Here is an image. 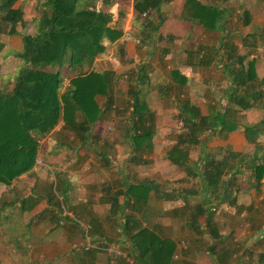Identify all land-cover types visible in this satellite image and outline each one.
<instances>
[{"label": "trees", "instance_id": "16d2710c", "mask_svg": "<svg viewBox=\"0 0 264 264\" xmlns=\"http://www.w3.org/2000/svg\"><path fill=\"white\" fill-rule=\"evenodd\" d=\"M17 1L0 0V64L4 57L11 54L21 61L12 88L7 90L0 84V184L4 185H10L25 173L36 175L33 168L37 165L36 157L42 150L39 141L49 135L60 121L63 122L60 128L62 132L69 131L78 144H88L89 136H94L92 128L95 123L110 117L114 105L113 93L121 80L111 68L94 67L96 58L103 55L106 47L122 34L119 28L111 25L114 13L103 8L112 0H36L35 12L31 17L35 26L33 32L26 33L21 32V29L28 24L24 16V3L27 0H19L20 4L16 6ZM165 1L140 0L137 3L146 11L150 22L154 15L161 22L160 7ZM221 15L217 5L204 4L200 0H185L182 10L183 18L197 22L211 31L221 27ZM157 26L158 24L151 25L153 30ZM2 34L18 41L4 54L1 53ZM224 68L232 78L225 93L226 104L210 106L208 112L203 113L190 99L179 98L175 116L179 120L181 131L166 151V158L171 163L182 168L190 178L200 181L198 189L190 188V193L198 201L190 206L189 223L197 233V241L200 240L198 234H202L203 241L208 242L205 252L217 264L233 263L232 258L237 252L223 242L234 231L230 229L227 235L220 233L214 218L217 207L227 205L228 208H235L236 193L240 189L236 187V182H239L240 175L248 186L258 183L264 175V154L261 153L264 152V118L255 124L243 126L246 140L254 144L252 154L243 155L228 150L223 157L217 159L212 155L208 156L209 153L205 150L207 146L201 141V135L207 130L221 138L236 129L238 123L232 119L235 113L241 114L251 107L264 108V75L256 77L254 63L248 62L244 66L243 56H239L234 61L228 60ZM171 74L182 83L186 80L185 76H176V70H172ZM133 75L137 85L129 87L126 99L129 103L127 118L131 130L128 143L132 152L149 151L153 147L154 130L151 114L147 115L151 111L145 94L152 88L151 85H146L149 79L147 65L138 64ZM65 76L68 83L64 85ZM101 97L104 98L102 102ZM56 142L58 149L69 148L63 140L58 139ZM196 146L200 148L202 155L196 161H190L189 151ZM224 174L228 177L222 179ZM135 186L137 185L132 184L130 195L125 193V196L144 202L146 198L139 194L142 187L137 191ZM220 188L223 191L219 197ZM211 195H215L217 199V207L213 209L207 206L211 202ZM53 196L54 194L50 199ZM31 199L33 195L29 199L25 198L22 204L25 205ZM116 199L117 196H112V206L120 210V206L124 204L119 205ZM200 217H204L205 224V228L201 230L197 223ZM123 228L125 232L137 229L126 224V221ZM146 230L148 229H141L131 239L135 240ZM261 230L263 233L258 241H264V228ZM151 234L150 230L144 233L147 244L142 249L138 248L137 241L132 242L130 254H137L142 260L140 264H175L172 255L177 247L167 238L156 241L159 256L151 257L152 252L149 254V261L143 259L153 251L155 245H151ZM99 250L94 249L96 252ZM94 251L91 250L86 255L91 257L90 253ZM164 251L166 255L161 256ZM238 260L236 258L233 264Z\"/></svg>", "mask_w": 264, "mask_h": 264}, {"label": "crops", "instance_id": "0c3cea01", "mask_svg": "<svg viewBox=\"0 0 264 264\" xmlns=\"http://www.w3.org/2000/svg\"><path fill=\"white\" fill-rule=\"evenodd\" d=\"M138 1L140 0H112L110 4L103 6L105 10H109L110 12L114 13V18L111 25L113 27L119 28L122 31V34L117 40H115L113 43H110L106 47L107 50L103 55L96 58L94 67H99L101 69H113L116 74L121 77L117 88H120L123 83H125L124 85L128 91L130 86L137 85L135 75L133 74L136 71V67L138 66V64L147 65L149 79L146 85L148 84V86L151 85L152 87L151 83L153 80L150 77L151 73L149 68L155 67L159 70L160 63L163 64L162 67H164L165 65L169 69L170 77L164 78L165 82H169V80H171L173 83H177L178 85L187 84V86L190 88V70H193L194 67L190 66V45L194 43L198 46L200 42L210 46L211 49L216 48L214 44L219 45L218 47L220 48L222 56L221 63L223 62L222 66L220 65V73H222L226 82L225 87L222 89L221 97V102L224 105L227 102L225 93L232 79L227 74V71L224 68L228 60L234 61L235 59H237V57L243 56L244 66L248 62L254 63V69L257 78H261L264 75V0H218L217 6L222 13L220 19L221 28L223 30L222 32H218L215 30H206L197 22H192L183 18L182 10L185 0H166L165 2H163L160 7V12L162 15L161 22L160 18L157 15H154V17L152 18V22H150V20H148V14L145 10L142 9V7H139V3H137ZM204 4L216 5L212 2V0H208ZM222 9H224V11ZM240 12L243 13V18L241 20H238L235 15L236 13ZM143 16H147L146 19ZM240 21L241 23L239 24ZM155 24H158V26L156 30H153L151 25L153 26ZM146 25L148 27H146ZM202 29L212 34L214 32H218V36H215V39H209L206 33H202ZM197 33L202 34V36L200 37L202 41L199 40L200 42L197 41ZM148 39H150L151 44V50H149V52ZM160 39L164 42H167V44L160 49L158 56L151 57V54H154V50H152V47L157 45L156 43ZM17 42L18 41L15 38H12V47H14V44ZM12 47H10V45H7L8 50H10ZM1 53L4 54L6 52L4 50ZM199 57L204 56L199 55ZM214 57L215 55L212 54L209 57L207 56L204 59L200 60L198 63L200 65H204L205 67L215 68L216 65L213 64ZM10 58H14V55H9L6 60ZM154 58H156L155 63ZM236 67H238V64H236ZM172 70L178 71V75L176 76H185V82L182 83L180 80H175L171 74ZM163 77H165V75H163ZM65 78L68 79L67 76H65L64 79ZM158 78H160V76ZM157 83L159 82L157 81ZM241 115V120H236L238 123L236 129L232 130L226 136L221 138L215 137L213 135L211 137L213 139L210 141V145H223V147L228 146L231 148L230 150L241 153L243 155L252 154L253 152H243L244 150H246V148L248 149V147L246 146H249L251 148L250 145H254L246 140L243 126L246 124H255L262 118H264V108H247L246 110H243L241 112ZM108 120L109 119L98 120L95 123L92 128V134H94V137H98L103 131L107 130L106 128H108V123H110ZM62 124L63 122L60 121L59 124L50 132V134L53 131H60ZM103 126H105V128ZM109 127H112V125H110ZM127 128L130 130L128 121ZM128 137L130 138L129 135ZM215 139L220 140V142H216ZM68 153L69 152H52L51 155H48V157H51L52 159H48L47 161L44 160V162L41 163L40 166H42L43 168L38 169L37 166L33 168V171L38 174H40L43 169L40 176L37 177V180L33 181V183H37V187H33L36 192H32V190H30L31 183H26L25 181V178H27L31 174L25 173L22 174L18 179L13 180V182L10 184L11 187L9 191L12 196L8 198H0V205L2 207L0 209L1 213H4V208L7 207L6 205L8 204V202H6V199L12 206H14V208L16 209L15 212H17L18 207L16 208L14 203L19 202V206L24 212V215H26L25 213L29 214L26 215L27 218L29 219V217H31L33 218V221L36 222L35 227L39 226V222L43 221L41 223V226L43 225V228H45L48 233L50 229L54 228V226L48 224L50 223V221L45 217V213L47 212L49 215H53L51 219L53 218L55 220V214L60 209L58 207L57 200H49L50 196L54 193L52 191V186L50 187L51 181L48 180V171H46L44 167L56 170L59 175L66 174L68 175V177L77 176L79 178V181L85 180L83 181V184L80 185L82 187L81 190L77 189L78 186H76V184L74 185V191L78 194L77 201L79 202H77V204L80 205L78 208H75V211L76 209L80 208V212L88 214V219H83L84 216H81L79 215V213L74 212V208L67 209L65 206H63L61 211H59L62 212L65 217L69 216L72 220L74 219L78 222L83 221L81 225L85 227L84 230L78 228L77 224L76 227L73 228L76 230H72L69 226L68 219H66L68 221L60 219V222L65 225L64 227L70 230V233L65 232L68 236L65 241L72 242V247L69 250L63 249V247L61 249L57 246L56 248H53L55 252L50 249V251L47 253L46 251L43 252L40 250V256L42 257V259L45 257L48 258L49 263L56 260V257L63 256L65 259V256L62 253L65 250L67 252L75 253L78 255L72 264H92V261L94 264H112V262L110 263L103 258L98 259V257H92V260L86 255V253H89L91 250L94 251V249H100L98 252L101 254L104 248L106 249V247L102 246V243L104 244L105 236L106 238H109L111 243V245L108 247V250L114 248L117 255L119 254L122 257L125 256L129 258L131 247L130 249L128 247L130 246L132 235L144 228L148 229V231H152L151 239L155 242L161 239L163 240V238H167L171 241V243L176 244V240L173 239V236L175 235H172L171 233H165L164 226L160 230H156V225L154 223L153 225L149 224L148 226L147 213H145V209H142L140 214H138V216L141 217V221L143 222L139 229H136L132 232L126 231L125 233L127 236L121 238V240H119L120 238L116 236L113 238L110 236V231H112L113 235H115L114 227H116L114 214L115 212L112 206V196L114 198L116 196L114 194H111L113 193V191H117L116 193L119 194L126 193L127 195H130L129 190L132 184L137 185L135 186V190L138 191L139 187H142V192H140L139 194H143V198H146L145 201L142 199L144 202L141 205L146 204V206L151 205L155 207L157 209L155 215L158 216L159 219H161L163 214H166V212L168 211L167 206L164 203V198L166 197H164L158 191L161 187L160 182H158L157 180L153 181L152 179L148 178H144L139 182H132L131 179H125L129 177L130 173V170L125 167L127 164L131 163L130 152H127V156L125 159L119 158L118 160H115L114 158L117 156L120 157L122 154H124V152H99L100 156H102L103 158L104 156H109L110 158H112L113 164L109 163L110 165L107 166V168L104 167L105 163H107L105 161V158L101 160L96 159L93 161L92 158H89L87 161L81 162V159L84 160L85 152H75L74 155L77 156L76 159L74 155H69ZM261 153L264 154V152ZM142 157L145 158V155H142ZM149 157L151 158L152 156ZM134 160L136 159L134 158ZM115 162H119V164H117L118 168H123V176L121 177L122 180L118 185H115L113 182L108 181L110 180V173H113V170H115ZM93 164H95L96 166H93ZM100 172L102 175L98 176ZM240 177L243 178L242 175H240L239 182H236V187H239L240 189L239 192L236 193L235 208L231 209L228 208L227 205H225V207L219 205V207H221L219 213H221L220 215L222 218L230 217L236 223L245 222V225L249 226L247 233H243L240 235V242H238L237 245L238 254H236V257L239 260L235 264H264V241H258L259 237L262 236L261 233H263V230H261V228H264V175L260 177L258 183L249 186L246 184L245 180L241 179ZM63 180L64 176H62V185L64 184ZM0 185L5 186L4 184ZM44 185L46 187H44ZM102 185H105L107 187H104ZM145 188L146 191L144 190ZM22 189H25L24 194L20 193ZM222 191V188H220L218 194L219 197L220 194H222ZM1 195L2 194L0 193V197ZM30 195H33V199L28 200L25 205H23L22 203L24 199L28 196L30 197ZM130 199V203L132 204V202L136 198ZM125 200V195L119 196L116 199L119 205L127 203L124 202ZM210 200V204L217 205L216 198ZM196 201L198 200H196V197H193L191 193L190 201L189 197L186 196L183 200L184 206L180 207V209L177 211L173 210L175 211V214L173 215L176 217L175 220H177L178 218L182 220L189 219L188 215L190 213V206H192ZM81 206H84L85 210ZM55 209H57L56 212L54 211ZM181 209L183 211L185 210V212H182ZM11 210L7 208V214L8 212H11ZM117 211L119 212V209ZM127 213H130L129 208L127 209ZM167 213L171 215V210H169ZM184 213H186L188 218L186 216H182V214ZM65 217L63 218L65 219ZM104 221H106V223L108 224L105 225ZM125 221V218L121 219L122 224ZM84 222L87 224L86 226ZM99 222L102 223L101 227L98 224ZM168 222L169 225H171L175 221H170L169 219ZM161 230L163 231V233L160 232ZM90 231H92V233H90ZM119 237L121 236L119 235ZM114 238L117 239V242L112 245ZM117 248H123L124 251ZM125 249H128L129 252L126 253ZM209 257L211 256L209 255ZM25 258L26 257L24 256L22 259L25 260ZM210 260L212 264H217L216 260L213 257H211ZM60 264H63V262H60ZM113 264L117 263L113 262ZM129 264L140 263H138L137 261L134 262L133 259H131L129 260ZM176 264L191 263L183 259ZM192 264L198 263L194 262Z\"/></svg>", "mask_w": 264, "mask_h": 264}, {"label": "rangeland", "instance_id": "374dc122", "mask_svg": "<svg viewBox=\"0 0 264 264\" xmlns=\"http://www.w3.org/2000/svg\"><path fill=\"white\" fill-rule=\"evenodd\" d=\"M202 3H206L208 0H200ZM232 1V0H231ZM36 0H27L24 3V9H25V18L27 20L26 26L21 29V32H33V27L35 26L34 22H32L31 17L32 13L35 12L34 4ZM38 2V0H37ZM213 3L216 5L218 4V0H212ZM20 4V1L18 0L16 2V6ZM233 4V3H232ZM211 5V4H209ZM236 5V4H234ZM224 11V9H222ZM238 20H241L243 18V13H236L235 15ZM145 19L147 16H143ZM234 17V16H233ZM233 20V19H232ZM241 21L239 22V24ZM215 31L222 32V28H218ZM218 32L209 33L206 32L204 29H202V33H206L207 36L210 38H214L215 36H218ZM202 36L201 33H197V41ZM1 41H2V49L1 52L5 50L7 52L8 48L7 45H10L12 47V36H9L7 34L1 35ZM202 41V40H201ZM157 45L152 47V50H154V54H151V57L158 56L160 49L164 47V45L167 44V42H164L163 40H158L156 43ZM150 39H148V52L151 50L150 47ZM216 48L211 49L210 46L203 44L200 42V44L197 46L196 44L192 43L190 45V66H194L193 70H190V88L187 86V84L184 85H178L177 83H173L171 80L169 82H165L164 78H169V69L162 63H160L159 70L158 68L152 67L149 68L150 70V77L152 78V88L148 91L146 96V100L148 103V106L150 108L151 113V121L153 123V147L149 151H141V152H132L131 147L128 143V135L130 136V130L127 128V116L129 115L128 107L129 103L126 101L128 99V91L125 87V83L120 88H117L114 90V105L110 111V117L108 118V128H106V131H103L101 135L98 137H94L92 135L89 136V143L88 144H78L72 134L69 131L62 132L61 130L58 132L53 131L51 134L45 136L41 140V152L38 154V158L40 160V164L38 163L36 166L38 169L43 168L41 165L42 162L47 161L48 159L51 160L52 158L48 157V155H51L52 152H69V155H74L75 152H85V157L83 161H87L89 158H92L93 160L96 159H104L107 163H105L104 167L107 168L109 166V163H112V158L109 156H100L99 152H124L120 157H115L114 159L118 160L119 158L125 159L127 156V152H130L131 157V163L127 164L125 167L130 170L129 177L125 179H131L132 182H139L143 180L144 178L157 180L161 183V187L159 188V192L166 198H164V203L167 206V210H171V215H169L167 212L166 214H163L162 218L159 219L158 216L155 215L156 208L153 206H146V204L141 205L143 202L139 201L138 199H135L132 204L131 199L126 197L125 203L123 206H120L121 209L117 213V209L114 208L115 211V235H113V232L110 231V236L121 238L126 237L125 228H123V224L121 223V219H126V224L130 225L131 227H137L139 229L140 225L143 224L141 221V217L138 216L140 214L142 209H145V213H147V223L149 224L153 223L156 225V230H160L164 226L165 233L168 234H174L173 239L176 240V247L177 249L173 252V259L175 264L179 261H182L183 259L185 261L190 262L191 264L196 262L198 264H212L209 254L205 252L206 245L208 242L203 241L202 234H198L200 237V240L197 241V233L193 229H191L189 219L182 220L178 219L175 220V211L173 210H179L180 207L184 206L183 200L186 196H188V193H190V188L195 187V189L199 188L200 181L197 178H190L187 176L182 168H180L177 165H174L169 162V160L165 157L167 149L174 143V139L176 135L181 131V128L179 126V120L176 118L175 114L177 111V101L179 98H188L191 101H193L195 104H197L201 111L203 113H207L210 106H218L219 104H223L221 102L222 97V89L225 87L226 82L225 78L220 73L221 66L223 64L222 56L220 52L219 45L214 44ZM159 48V50H158ZM107 50V49H106ZM105 50V52H106ZM109 50V49H108ZM123 51V49H122ZM212 51V52H211ZM216 51V52H214ZM104 52V53H105ZM110 54V53H109ZM150 54V53H148ZM215 55L213 64L216 65L215 68L205 67L204 65H200L198 62L205 57H209L210 55ZM199 55H202L204 57H199ZM9 56V55H8ZM3 58V61L0 64V84L3 85V87L7 90L11 89L14 83V79L19 71V68L21 66V61L19 58H10L8 60L7 57ZM12 60V62H11ZM156 62V58H154V63ZM154 65V64H153ZM152 65V66H153ZM221 65V66H220ZM220 66V67H219ZM209 68V69H208ZM168 69V70H167ZM165 75V77H163ZM160 76V78H158ZM157 81L159 83H157ZM63 82L68 83V79H63ZM224 95V94H223ZM130 97V96H129ZM104 100L103 97L100 98V101L102 102ZM224 105V104H223ZM233 107V106H232ZM234 120L240 121L241 120V114L235 113ZM112 125V127H109ZM105 128V126H103ZM89 135V133H88ZM213 135L208 130L201 135V141L204 142L207 146L205 150H207L209 153L208 156L212 157L214 156L217 159H220L223 157L231 148L226 146L223 147V145H210V141L213 139L211 138ZM60 139L63 140L65 143H67L69 148H62L58 149L56 140ZM216 142H220V140L215 139ZM221 146V147H218ZM248 149L244 150L243 152H251L253 150V146L250 145ZM74 152V153H73ZM204 154V152H203ZM142 155H145V158L142 157ZM202 155V152L200 151V148L198 146L192 147L189 151V160L190 161H196L199 156ZM124 156V157H123ZM149 156H152L151 158ZM76 159V155H74ZM134 158L136 160H134ZM145 159V161H144ZM80 162V161H79ZM80 162V163H81ZM113 164V163H112ZM119 162H115V170L114 172L110 173V180L109 182H113L115 185L120 184V181L122 180L121 177L123 176L122 170L123 168H118ZM121 164V163H120ZM93 166H96L93 164ZM46 171H48L50 187L52 186V191L55 194L53 198L49 199L51 201L57 200L58 201V207L59 211L65 206L67 209L74 208V212L79 213V215L84 216L83 219H88V214L84 212H80V208H78L80 205L77 204V192L74 191V185L78 186L77 189L81 190L82 187L80 186L83 184V181L80 180L76 176L72 177L61 174L64 176L63 185H62V176L59 175L56 170L44 167ZM126 170V169H125ZM43 171V169H42ZM41 171V173H42ZM40 173V171H39ZM40 173V174H41ZM37 175L34 176L30 175L27 178H25L26 183H31V189L32 192H36V190L33 189V187H37V183H33V181L37 180V177L40 176V174L35 173ZM77 175V174H76ZM101 172L98 176H101ZM227 175H223L222 179H225ZM68 177V179H67ZM59 181V182H58ZM76 183H75V182ZM58 184V185H57ZM101 185V184H99ZM104 187H107L105 185H102ZM10 185H0V193L2 194L0 198H8L11 197L10 193ZM44 187H46L44 185ZM107 190V189H106ZM122 191V190H121ZM157 191V192H158ZM117 191H113L115 196H124L125 194H119L116 193ZM21 194L25 193V189H22ZM110 193V192H109ZM57 195V196H56ZM169 196V197H167ZM215 195H211L210 198H215ZM30 197H26V199H29ZM131 198V197H130ZM196 200H198L196 198ZM190 201V196H189ZM6 202L8 204L4 208V213H1L0 210V264H60V262L63 264H72L73 261L77 258V254L70 253L67 251H63L62 253L65 256L64 257H56V260L52 261L51 263L48 262V258H43L40 256V250L49 252L50 249L53 250V248H56L57 246L62 249H69L72 247V242H66L67 233H70V230L64 227L65 225L60 222L61 220H69V226L72 230L76 227V224L78 225V228H81L84 230L85 227H83L81 224L82 222H78L76 220H72L69 216H64L62 212H59L55 209L54 214L56 216V219H51V215H49L47 212L45 213V217L49 219L50 223L54 226V228L50 229V231L47 233V230L43 228V225L41 226V222H39V226L35 227V221H33V218L29 217L27 218L26 215H29L21 210L19 202L14 203L15 207L12 206L9 201L6 199ZM21 203V202H20ZM130 204V205H128ZM208 208L213 209V207H217L214 204L208 203ZM61 207V208H60ZM83 209L85 210L84 206ZM147 207V208H146ZM150 207V208H148ZM0 205V209H1ZM12 209L11 212H6V210ZM130 209V213H127V209ZM182 210V209H181ZM148 211V212H147ZM182 212H185V210ZM216 215L214 216L215 222L218 225V228L220 230V233L223 235H227L230 232V229H233V234H228L227 238L224 239L223 242H225V245H229L233 249L238 250V242L239 238H241V234L247 233L248 231V225H245V222H238L236 223L233 219L230 217H221L220 207H217ZM123 213V215H119ZM182 216H186V213L182 214ZM65 217V219L63 218ZM188 218V217H187ZM156 219V220H155ZM169 219L170 221H175L171 225H169ZM66 220V221H68ZM85 223V222H84ZM197 223L200 224V227L198 229L201 230V228H205L204 224V218L201 217L197 220ZM66 224V223H65ZM95 224V223H94ZM101 227V222L98 223ZM104 224L107 225L106 221H104ZM140 224V225H139ZM174 224V226H173ZM87 224L85 223V226ZM148 230H146L147 232ZM67 232V233H65ZM106 232V231H105ZM142 235H138L135 240H130V246L128 247L130 249L132 242H136V244H139V249L143 248L147 244L146 237L144 238V233ZM160 232L163 233L161 230ZM92 233V231H90ZM161 233V235H162ZM260 233V231H259ZM119 235L121 237H119ZM243 237V236H242ZM97 239V238H96ZM117 239L114 238L113 243H116ZM141 243V244H140ZM155 244V245H153ZM220 244V243H219ZM218 244V245H219ZM106 245V246H105ZM111 245L109 238H106L104 236V244L102 243V246L106 247L101 252L94 251L93 253H90L91 257L90 259L93 260L92 257L100 259L103 258L104 260H107L108 262H115L117 264H129V260L133 259V261L142 262V260L138 257L137 254L133 256L132 254L129 255V258L122 257L119 254L115 252L116 250L114 248H111L108 250V247ZM153 248L151 252L146 254L143 259L146 261V259L149 261L150 257L149 254L153 252L154 256H159L160 254H157L159 252V247L156 246V242L152 240ZM220 246V245H219ZM218 246V247H219ZM122 249L123 248H117ZM134 250V249H133ZM55 252V250H53ZM125 252H129L128 249H125ZM238 252V251H237ZM235 252L234 254H238ZM59 254V253H58ZM57 255V254H55ZM128 255V254H127ZM166 255V251L161 253V256ZM26 257L25 260H23V257ZM147 256L149 258H147ZM134 257V258H133ZM67 258V261H66ZM236 255L232 258V262L234 263L236 260ZM135 259V260H134ZM194 261V262H193ZM147 262V261H146ZM162 262V261H161ZM144 263V262H143ZM92 264L93 261H92ZM150 264V262H149Z\"/></svg>", "mask_w": 264, "mask_h": 264}, {"label": "built area", "instance_id": "2783aa9c", "mask_svg": "<svg viewBox=\"0 0 264 264\" xmlns=\"http://www.w3.org/2000/svg\"><path fill=\"white\" fill-rule=\"evenodd\" d=\"M64 83H66V82H64ZM39 142H41V140L39 141ZM39 154V153H38ZM38 158V155H37V157H36V164H40V160L39 159H37Z\"/></svg>", "mask_w": 264, "mask_h": 264}]
</instances>
